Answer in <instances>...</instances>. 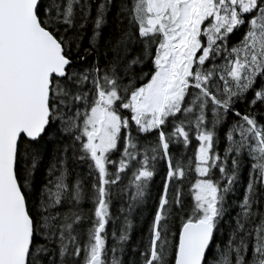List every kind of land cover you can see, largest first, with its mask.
<instances>
[{
    "label": "snow or ice",
    "instance_id": "6c2138e0",
    "mask_svg": "<svg viewBox=\"0 0 264 264\" xmlns=\"http://www.w3.org/2000/svg\"><path fill=\"white\" fill-rule=\"evenodd\" d=\"M0 264H264V0H0Z\"/></svg>",
    "mask_w": 264,
    "mask_h": 264
},
{
    "label": "trees",
    "instance_id": "16d2710c",
    "mask_svg": "<svg viewBox=\"0 0 264 264\" xmlns=\"http://www.w3.org/2000/svg\"><path fill=\"white\" fill-rule=\"evenodd\" d=\"M245 175H246V173H245ZM40 178H41V176L38 175V179H40ZM155 179H156L157 183H159L160 176H157ZM149 209H150V205H149ZM149 209L145 210V217H147V213H148ZM147 226H148L147 219H145L144 221H141L140 218L137 217V227L134 230L133 239L134 240L139 239V237L141 236V229H143L146 232Z\"/></svg>",
    "mask_w": 264,
    "mask_h": 264
}]
</instances>
